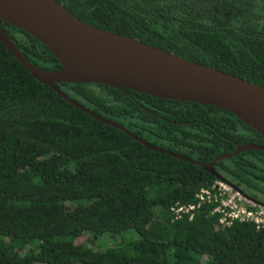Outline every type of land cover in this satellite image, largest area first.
Returning <instances> with one entry per match:
<instances>
[{"label":"trees","instance_id":"16d2710c","mask_svg":"<svg viewBox=\"0 0 264 264\" xmlns=\"http://www.w3.org/2000/svg\"><path fill=\"white\" fill-rule=\"evenodd\" d=\"M56 1L96 29L264 87V0ZM0 26L34 66L61 69L40 41ZM58 87L138 139L204 165L240 145L264 144L214 107L103 85ZM215 169L264 205V152L240 153ZM216 181L74 107L0 41V264H264V229L254 224L225 228L214 205L191 221L174 220L175 204L196 203ZM102 238L116 244L87 247Z\"/></svg>","mask_w":264,"mask_h":264},{"label":"water","instance_id":"95a60500","mask_svg":"<svg viewBox=\"0 0 264 264\" xmlns=\"http://www.w3.org/2000/svg\"><path fill=\"white\" fill-rule=\"evenodd\" d=\"M0 20L40 41L60 62L61 69L56 72L37 68L0 26L2 44L39 83L49 86L74 107L119 129L147 149L198 165L249 198L219 174L215 165L246 151L264 152V144L240 145L234 153L223 154L213 163L204 165L138 139L122 125L96 115L70 99L58 85H103L159 99L214 107L234 115L259 134L263 142L264 87L136 39L96 29L56 0H0Z\"/></svg>","mask_w":264,"mask_h":264},{"label":"built area","instance_id":"2783aa9c","mask_svg":"<svg viewBox=\"0 0 264 264\" xmlns=\"http://www.w3.org/2000/svg\"><path fill=\"white\" fill-rule=\"evenodd\" d=\"M195 200L196 203L191 205L175 204L171 209L174 220L188 218L191 221L200 207L214 205L213 214L219 217L225 228L239 223L254 224L258 230L264 229V207L219 180L197 192Z\"/></svg>","mask_w":264,"mask_h":264},{"label":"rangeland","instance_id":"374dc122","mask_svg":"<svg viewBox=\"0 0 264 264\" xmlns=\"http://www.w3.org/2000/svg\"><path fill=\"white\" fill-rule=\"evenodd\" d=\"M130 235V234H129ZM133 235H130L129 237H132ZM105 238V237H104ZM104 238H102L101 240H100V242L97 244V245H89V246H87L88 248H92L93 250H97V251H102V250H105V249H107V248H109L110 246H113V245H115L116 244V241H115V239L113 238V239H111V243H107V242H105V240H104ZM81 242H83V241H81Z\"/></svg>","mask_w":264,"mask_h":264},{"label":"flooded vegetation","instance_id":"af4514ba","mask_svg":"<svg viewBox=\"0 0 264 264\" xmlns=\"http://www.w3.org/2000/svg\"><path fill=\"white\" fill-rule=\"evenodd\" d=\"M216 160V159H215ZM197 162V161H196ZM217 164V163H216ZM216 166V165H215ZM206 171V170H205ZM233 186H235V185H233ZM236 187V186H235ZM239 189V188H238ZM240 190V189H239ZM242 191V190H241ZM243 192V191H242ZM244 193V192H243ZM245 194V193H244ZM247 196V195H246ZM247 199H249L250 201H252L253 203H256V204H258L255 200L253 201V199H251V198H247ZM258 205H260V204H258ZM260 206H262V205H260ZM263 207H264V205H263Z\"/></svg>","mask_w":264,"mask_h":264}]
</instances>
